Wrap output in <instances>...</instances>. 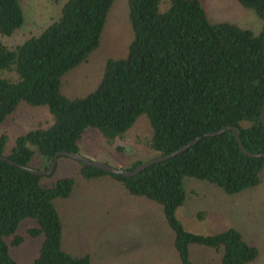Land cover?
<instances>
[{
    "label": "trees",
    "instance_id": "obj_1",
    "mask_svg": "<svg viewBox=\"0 0 264 264\" xmlns=\"http://www.w3.org/2000/svg\"><path fill=\"white\" fill-rule=\"evenodd\" d=\"M113 1L66 0L58 17L37 35L12 46L0 40V131L22 104L44 106L52 119L12 138L0 132V154L46 169L58 151L78 152L87 127L107 144L132 135L146 150V157L120 167L125 170L222 126L237 128L246 151L263 152L264 0H237L262 20L258 33L233 22L211 21L200 0H166L163 9V0H128L132 38L126 55L106 60L95 89L69 97L61 92V78L99 45ZM23 21L20 0H0V35H11ZM139 121L144 129L137 132ZM62 157L69 156H58L56 164ZM77 161L82 177L109 178L127 194L158 204L181 264H196L190 245L217 253L218 264H247L258 256L257 246L237 228L191 230L176 216L186 199L185 177L205 181L230 197L261 184L264 157L242 152L230 128L131 176ZM56 164L52 173L37 175L0 159V264H18L5 237H11V245L20 244L24 237L15 232L25 218L35 221L26 234L42 236L30 264H90L88 255L62 246L55 200L70 195L75 179L46 182Z\"/></svg>",
    "mask_w": 264,
    "mask_h": 264
},
{
    "label": "rangeland",
    "instance_id": "obj_2",
    "mask_svg": "<svg viewBox=\"0 0 264 264\" xmlns=\"http://www.w3.org/2000/svg\"><path fill=\"white\" fill-rule=\"evenodd\" d=\"M66 0H20L23 24L11 35H0L9 46L37 35L57 18ZM211 21H229L258 33L262 20L256 12L237 0H200ZM163 0L161 9L165 8ZM132 38L128 19V0H114L104 23L99 45L77 66L61 78V92L67 96H83L95 89L102 69L109 58L125 56ZM47 108L22 104L7 119L1 131L12 138L28 128L45 127L51 123ZM144 129L136 124L137 132ZM132 135L107 144L92 127H87L78 140V152L90 160H101L112 166L144 158V148L131 139ZM79 162L62 157L46 182L73 176L75 185L67 198L55 200L62 224V246L75 255H88L90 264H181L173 245V233L162 217L161 207L145 198L127 194L109 178L88 179L77 173ZM262 182L253 189L227 196L213 185L185 177L184 205L176 216L191 230L217 232L227 227L239 229L244 238L257 246L256 259L247 264H264V167ZM205 212L203 218L195 214ZM35 225L31 218L20 221L16 234L24 237L11 245L5 237L9 255L18 264H30L39 253L42 236L27 235L25 230ZM190 258L196 264H218L219 255L198 245L189 246Z\"/></svg>",
    "mask_w": 264,
    "mask_h": 264
},
{
    "label": "water",
    "instance_id": "obj_3",
    "mask_svg": "<svg viewBox=\"0 0 264 264\" xmlns=\"http://www.w3.org/2000/svg\"><path fill=\"white\" fill-rule=\"evenodd\" d=\"M260 121L264 127V108L260 112ZM229 128L233 131L235 139L238 143L239 148L242 150V152H244L248 156L264 157V151L260 152V153H252V152H248L244 149L242 142L240 140L238 130L236 127H234V126H232V127L222 126L218 130L209 131V132L202 134L201 136H196L195 138H193L192 140L188 141L187 143L181 145L180 147H178L174 151H171L167 154L157 156V157H154L151 159H147V160L143 161L142 163H140L139 165H137L132 170H125V169L120 168V167H115V166H112L109 163L101 161V160H90V159L82 156L79 152L67 151V150L58 151L46 169H37V168L32 167V166H27V165L17 163L15 161L9 159L6 155H2V154H0V159L6 160L15 166L26 169V170L30 171L31 173H34L37 175H44V174L48 175V174L52 173V171L55 167V164H56L57 157L60 155H66V156H69V157L74 158L76 160H79V161L83 162L84 164L91 165V166H94L96 168L102 169L108 173H122L125 176H131V175L137 174L138 172L143 170L145 167H147L153 163L171 158V157L177 155L178 153H181L182 151L186 150L187 148H189L190 146L195 144L199 139H201L204 136L216 135V134H219L222 131L229 129Z\"/></svg>",
    "mask_w": 264,
    "mask_h": 264
}]
</instances>
